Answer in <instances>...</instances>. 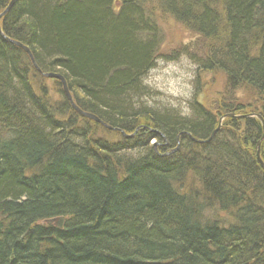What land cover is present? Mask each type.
I'll return each mask as SVG.
<instances>
[{"label": "trees", "instance_id": "1", "mask_svg": "<svg viewBox=\"0 0 264 264\" xmlns=\"http://www.w3.org/2000/svg\"><path fill=\"white\" fill-rule=\"evenodd\" d=\"M162 17L221 87L186 116L146 105ZM0 26L83 112L140 128L80 116L0 35V264H264V0H18Z\"/></svg>", "mask_w": 264, "mask_h": 264}, {"label": "rangeland", "instance_id": "2", "mask_svg": "<svg viewBox=\"0 0 264 264\" xmlns=\"http://www.w3.org/2000/svg\"><path fill=\"white\" fill-rule=\"evenodd\" d=\"M159 23L165 40L161 50L163 58L157 61L144 79L143 85L149 93L146 105L176 110L186 116L197 89L201 90L205 86L209 98L214 99L215 95L219 98L217 92L221 87L218 80L215 84L211 82L214 80L213 76L205 75L200 78L201 73L198 66L189 59V52H183L182 47L192 41L190 35L168 17L160 18ZM173 53L178 54L175 60ZM198 77L200 79L197 82ZM200 97L202 99L203 96Z\"/></svg>", "mask_w": 264, "mask_h": 264}, {"label": "water", "instance_id": "3", "mask_svg": "<svg viewBox=\"0 0 264 264\" xmlns=\"http://www.w3.org/2000/svg\"><path fill=\"white\" fill-rule=\"evenodd\" d=\"M18 2V0H12L11 2H10V5L7 7V9L4 11V13H2L1 15H0V20L12 9V7L16 4ZM0 35L2 36V38L6 41V42H9V43H12V44H14V45H16V46H18V47H20L21 49H23L27 54H29L30 55V57L32 58V56H31V54H30V51H29V49L28 48H26L24 45H22V44H20V43H18V42H15V41H12V40H10V39H8V38H6L4 35H3V33H2V29H1V26H0ZM45 77H47V78H55V79H58L61 83H62V85H63V87H64V93H65V95H66V97H67V99H68V101L70 102V104H71V107L73 108V110L74 111H76L79 115H81L82 117H84V118H86V119H89V120H92V121H95L96 123H99V124H101L104 128H106V129H108V130H110V131H115V132H120V133H122L126 138H132V137H134L139 131H140V128H138L136 131H135V133L134 134H131V135H127L125 132H123V131H121V130H119V129H115V128H112V127H110V126H108V125H106L104 122H102L100 119H98L96 116H94V115H92V114H89V113H86V112H83L81 109H79L78 107H77V105L75 104V102H74V100H73V97L71 96V94H70V92H69V89H68V85H67V82H66V80H65V78L63 77V76H61V75H59V74H47V75H45ZM227 117H229V118H234V115H228V116H225L224 118H227ZM245 118H247L246 116H244ZM239 118V117H238ZM258 118L260 119V117L258 116ZM221 120H223V119H221ZM221 127L219 126V128H218V130L220 129ZM263 128H264V125H263ZM144 129H148V128H146V127H144ZM217 130V131H218ZM214 136V135H213ZM195 141V140H194ZM211 141V138L210 139H208V140H206V141H196L197 143H202V144H204V143H208V142H210ZM158 144H155V148L157 149L158 148ZM159 147H161V146H159ZM178 149L179 148H176L175 150H173V151H171L170 153H167V154H165V155H162V156H169V155H171V154H174V153H176L177 151H178ZM156 152L157 153H159L158 152V149L156 150ZM260 163H261V165H262V168H263V170H264V163L260 160ZM45 223H48V224H50V225H55V226H57V227H59V228H63V226H64V224H65V218H54V219H48V220H46L45 221Z\"/></svg>", "mask_w": 264, "mask_h": 264}, {"label": "bare ground", "instance_id": "4", "mask_svg": "<svg viewBox=\"0 0 264 264\" xmlns=\"http://www.w3.org/2000/svg\"><path fill=\"white\" fill-rule=\"evenodd\" d=\"M9 5H10V3H9ZM8 5V6H9ZM7 6V7H8ZM14 7V6H13ZM12 7V8H13ZM7 9V8H6ZM5 9V10H6ZM4 10V11H5ZM4 11H3V13H4ZM27 48V47H26ZM29 49V48H28ZM30 51V50H29ZM26 53V52H25ZM30 54H31V56H32V58L30 57V55L29 54H27L29 57H30V59H31V61H32V63H33V66H34V68H35V70L43 77V78H45V79H48V80H52V79H55V78H47V77H45V75H47V74H57V73H45V72H43L40 68H39V66L37 65V63H36V61L34 60V57H33V55H32V53H31V51H30ZM57 81H59L58 79H56ZM60 82V81H59ZM61 83V82H60ZM61 85H62V83H61ZM62 89H63V92H64V87H63V85H62ZM65 94V93H64ZM71 94V93H70ZM66 96V95H65ZM72 96V95H71ZM67 98V97H66ZM76 112V111H75ZM77 113V112H76ZM78 114V113H77ZM81 116V115H80ZM248 116H251L252 118H256L257 120H259L260 122H261V124H262V128H263V125H264V120L262 119V117L261 116H259V115H257V114H251V115H248ZM258 116L260 117V119L258 118ZM218 130V129H217ZM217 130H215L213 133H212V135H211V140L216 136V134H217ZM263 131H264V128H263ZM214 135V136H213ZM191 137V136H190ZM209 138V139H210ZM191 139L194 141V142H196V141H201V140H196V139H194L193 137H191ZM264 141V132H263V137H262V139H261V141L257 144V146H258V148H260V146H261V143ZM197 143V142H196ZM153 144V143H152ZM155 144L156 143H154V146H155ZM198 144H200V143H198ZM202 144V143H201ZM160 146V145H159ZM158 146V147H159ZM159 148H161V147H159ZM177 148H179V145H178V147ZM154 149H155V151L158 149H156L155 147H154ZM176 149V148H175ZM174 149V150H175ZM173 151V150H172ZM159 152V151H158ZM57 218H61V217H57ZM62 218H65V217H62ZM54 219V218H53ZM65 223H66V218H65ZM43 224L44 225H48V226H53V227H55V228H57V229H63L64 228V226H65V224H64V226H63V228H59V227H57V226H55V225H50V224H48V223H45V221L43 222ZM33 232V229H30L29 230V232H27V234L25 235V238H28L29 237V235L31 234Z\"/></svg>", "mask_w": 264, "mask_h": 264}]
</instances>
